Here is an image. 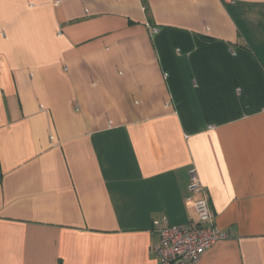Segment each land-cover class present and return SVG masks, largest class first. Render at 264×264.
<instances>
[{"label": "crops", "instance_id": "obj_1", "mask_svg": "<svg viewBox=\"0 0 264 264\" xmlns=\"http://www.w3.org/2000/svg\"><path fill=\"white\" fill-rule=\"evenodd\" d=\"M190 170L264 264V0H0V264H158Z\"/></svg>", "mask_w": 264, "mask_h": 264}, {"label": "built area", "instance_id": "obj_2", "mask_svg": "<svg viewBox=\"0 0 264 264\" xmlns=\"http://www.w3.org/2000/svg\"><path fill=\"white\" fill-rule=\"evenodd\" d=\"M187 203L197 216L188 225L166 224L158 230L159 242L152 247L158 264H192L216 241L227 236L214 222L213 213L193 170L189 172Z\"/></svg>", "mask_w": 264, "mask_h": 264}]
</instances>
